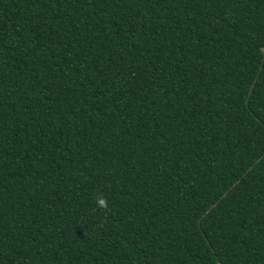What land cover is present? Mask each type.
<instances>
[{
    "label": "trees",
    "instance_id": "trees-1",
    "mask_svg": "<svg viewBox=\"0 0 264 264\" xmlns=\"http://www.w3.org/2000/svg\"><path fill=\"white\" fill-rule=\"evenodd\" d=\"M0 264H264V0H0Z\"/></svg>",
    "mask_w": 264,
    "mask_h": 264
},
{
    "label": "clouds",
    "instance_id": "clouds-1",
    "mask_svg": "<svg viewBox=\"0 0 264 264\" xmlns=\"http://www.w3.org/2000/svg\"><path fill=\"white\" fill-rule=\"evenodd\" d=\"M100 203L103 205L104 204V201H100Z\"/></svg>",
    "mask_w": 264,
    "mask_h": 264
}]
</instances>
